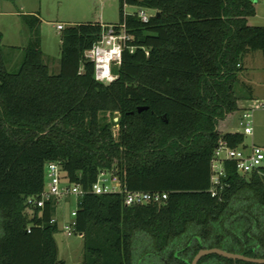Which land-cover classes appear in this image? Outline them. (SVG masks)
<instances>
[{"label":"trees","instance_id":"obj_1","mask_svg":"<svg viewBox=\"0 0 264 264\" xmlns=\"http://www.w3.org/2000/svg\"><path fill=\"white\" fill-rule=\"evenodd\" d=\"M253 1L119 0L129 39L106 83L85 56L99 22L60 30L56 73L43 61L38 15H23L31 37L16 71L6 67L0 31V264H65L51 222L56 201L27 203L43 191L49 162L84 190L105 171L129 190L167 193L131 205L118 192L78 198L83 264H189L212 247L264 258V166L241 174L226 160L210 191L218 141L244 145V133L218 125L240 109L245 54L264 56V26L247 22ZM125 5L152 13L144 21ZM197 264L264 263L207 254Z\"/></svg>","mask_w":264,"mask_h":264},{"label":"rangeland","instance_id":"obj_2","mask_svg":"<svg viewBox=\"0 0 264 264\" xmlns=\"http://www.w3.org/2000/svg\"><path fill=\"white\" fill-rule=\"evenodd\" d=\"M143 10L148 16L152 10L140 8L135 5H125L126 13ZM36 13L40 17L39 35L41 49L44 52L43 60L49 63V70L56 73L59 69L60 58V30L58 23L72 21H102L105 23L119 22V0H0V31L3 34L2 51L7 62L9 71H16L23 58V50L27 45L31 32L23 20V15ZM251 25L264 26V20L249 16ZM14 45L16 47H12ZM244 67L237 74L235 89L237 95L248 94L247 86L250 80L261 77L263 73L262 64L264 56L260 50H250L243 58ZM250 77V78H249ZM233 112L225 119L219 121L220 132H242L240 125L241 110ZM253 132L244 135V145L249 151L251 144L258 145L264 149V109L253 111ZM227 127H222L226 123ZM116 126L113 127V130ZM242 146V147H243ZM264 166V160L262 161ZM108 178L114 180V175L106 172ZM45 177V181H46ZM78 198L75 195H66L56 201L54 217L58 219V230L54 238L58 247V257L65 264H83V238L74 234L67 235L61 228L65 223L73 220L71 212L77 208ZM31 210L27 209L30 216Z\"/></svg>","mask_w":264,"mask_h":264},{"label":"built area","instance_id":"obj_3","mask_svg":"<svg viewBox=\"0 0 264 264\" xmlns=\"http://www.w3.org/2000/svg\"><path fill=\"white\" fill-rule=\"evenodd\" d=\"M138 15L144 21L148 15L141 9ZM103 29L100 39L85 52V56L94 63L95 79L100 82H110L116 78L112 72L113 65H119L121 60V51L129 39V34L125 29L124 23L101 24ZM57 29L61 30L64 26L57 24ZM264 109V100L255 99L251 104L241 110L240 125L243 126V133L250 135L253 132V111ZM233 161L236 170L241 173H247L262 166L264 160V149L258 145L251 144L249 151L245 146L230 147L225 141L220 139L215 147L211 158V182L210 191L215 194V186L221 183V177L225 176L224 162ZM46 181L43 191L38 196L30 197L27 203L30 206L42 207L46 201L59 199L66 195H75L77 198L82 197L87 192L95 194L118 192L123 194V200L126 205L147 204L151 202H161L167 198L166 192L160 191H139L129 190L122 186L114 177V180L108 178L105 171L99 173L96 181L88 190H84L77 184L68 183L64 178V172L59 162H49L46 165ZM76 210L71 212L75 217ZM57 221L55 217L51 222ZM75 218L69 223L62 225V230L67 235L75 234ZM29 231V229H28ZM76 235L82 237L81 233Z\"/></svg>","mask_w":264,"mask_h":264},{"label":"crops","instance_id":"obj_4","mask_svg":"<svg viewBox=\"0 0 264 264\" xmlns=\"http://www.w3.org/2000/svg\"><path fill=\"white\" fill-rule=\"evenodd\" d=\"M253 4H254V8H255V14L252 15V16L256 17V18H258L260 20H264V0H254ZM32 14H34V13H32ZM36 15H38V14H36ZM248 18H247V22H248ZM79 22H88V21H72V22H68L67 24L70 25V24H75V23H79ZM95 22H99L101 24H116V23H105V22H102V21H95ZM58 24H62L64 27L67 26V25H64L65 23H63V22L62 23H58ZM248 24H250V23L248 22ZM2 38H3V34H2ZM1 42H2V40H1ZM11 46L12 47H16L14 45H11ZM42 52H43V50H42ZM43 57H44V52H43ZM44 63L47 64L48 67H49V63L48 62H44ZM6 64H7V62H6ZM243 67H244V64L242 62V68ZM261 68L264 70V64H262ZM263 73H264V71H263ZM252 80L253 81L250 80V82H249L250 90H249L248 95L247 96L240 95L241 97H240V100L238 101V104H239L240 108L248 107L251 104V102L253 100H255V99L264 100V74L261 77H258L256 79H252ZM229 115L230 114H228L226 117H228ZM228 124H230V123L228 122V123L222 125V127H227ZM56 220H57V224H58V219L56 218ZM58 226H59V224H58Z\"/></svg>","mask_w":264,"mask_h":264},{"label":"water","instance_id":"obj_5","mask_svg":"<svg viewBox=\"0 0 264 264\" xmlns=\"http://www.w3.org/2000/svg\"><path fill=\"white\" fill-rule=\"evenodd\" d=\"M146 108L147 106H139L137 110L140 112ZM114 120L117 121L118 117H114ZM207 254H218L220 256H223L225 258H230L233 260H243V261L253 262V263H264V258L251 257V256H247V255L237 253V252H230L222 248L212 247V248L199 249L189 264H197L199 259Z\"/></svg>","mask_w":264,"mask_h":264}]
</instances>
